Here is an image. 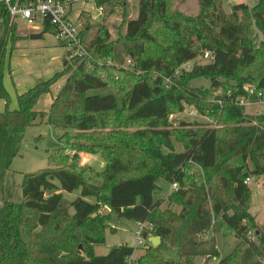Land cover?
Here are the masks:
<instances>
[{"label":"trees","instance_id":"trees-1","mask_svg":"<svg viewBox=\"0 0 264 264\" xmlns=\"http://www.w3.org/2000/svg\"><path fill=\"white\" fill-rule=\"evenodd\" d=\"M226 1L198 0L199 12L191 15L173 8V0H138V16L128 18L116 38L109 25L92 26L87 16L81 36L89 55L18 94L16 108L4 77L21 37L0 4V100L6 124L27 127L51 121L53 114L64 117L61 147L50 155L49 167L24 175L22 201L6 200L0 182V264H131L136 247L122 244L97 255L95 246L115 229L114 215L130 213L121 210L127 201L116 204L115 192L158 177L171 178L178 188L168 207L152 203L141 215L149 225L142 235L159 236L161 242L149 243L136 264H196L199 256L218 258V264H264V224L250 212L252 192L245 182L250 175H264V110L246 113L228 97L253 84L264 100V0L253 6L235 3L229 10ZM95 4L111 13L125 10L127 0ZM44 30L54 32L48 21ZM202 46L216 53L215 61L196 62L175 76ZM128 59L133 68L125 69ZM65 75L49 110H37L41 96ZM165 78L171 79L169 87ZM198 78L209 79L210 87L194 86ZM107 87L113 93L88 94ZM218 89L223 104L212 99ZM186 104L217 123L231 124L174 122L171 115ZM69 149L76 153L67 154ZM81 151L101 154L104 169L81 164ZM76 190L75 199L65 196ZM106 208L109 213H103ZM216 233H233L239 243L221 256Z\"/></svg>","mask_w":264,"mask_h":264},{"label":"rangeland","instance_id":"rangeland-1","mask_svg":"<svg viewBox=\"0 0 264 264\" xmlns=\"http://www.w3.org/2000/svg\"><path fill=\"white\" fill-rule=\"evenodd\" d=\"M236 0H227L225 2V9L229 10L230 6ZM239 3L244 2L250 6L255 5L259 0H237ZM75 3V2H74ZM73 3V4H74ZM80 8H88L92 12H86L84 16H90L89 23L94 26L97 23H105L109 25L112 37L116 38L120 33L125 31V22L128 18H136L138 16V0H127L126 9L118 8L115 12H102L100 14L95 3L85 0H77L73 7L74 11ZM173 8H178L186 14L195 15L199 12L198 0H173ZM123 11L126 16H123ZM84 12V11H83ZM72 19H77L75 14H71ZM18 32L27 34L34 31L33 28L27 26L26 22L18 19ZM94 30V29H92ZM261 35H259L258 45H260ZM212 49L202 46L198 51V58L205 50ZM214 54H216L214 52ZM15 57V56H14ZM16 64V61L14 62ZM259 67V64H258ZM10 75V69L5 73V79ZM194 86L210 87V81L207 78H198L192 81ZM55 86V85H54ZM113 93L111 88L94 89L88 92L89 95H107ZM221 90H214L212 99L216 94H220ZM119 103L121 102L118 97ZM188 105V104H187ZM186 106V105H185ZM186 109V107H185ZM184 109L183 112L174 113L171 118L174 122L176 120H186L189 122L198 121L206 124H215V119L202 118L200 116H188ZM261 109L259 105H251L245 107L246 113H257ZM217 123V122H216ZM218 128L229 126L231 123H217ZM64 125V117L61 114H53L51 121H37L35 124L27 127L9 126L6 124V115L4 109L0 111V182L1 193L6 200L11 202H21L23 199L22 183L26 173L38 172L50 166V155L57 152L61 147L59 137L64 132L62 126ZM73 136L76 135L75 130H70ZM176 149L181 150L182 145L176 143ZM75 150H67V154L74 155ZM81 157V164L92 165L98 170L104 169V160L101 154H90L84 151L79 152ZM88 159V160H87ZM252 166V164H250ZM195 170L204 177L203 169L196 166ZM174 181L167 177H158L155 179H147L143 181H135L115 192L116 204H127L121 206V210L127 208L130 213L128 216L119 217L113 216L114 230L108 229L106 231V238L103 244L95 247L97 255H106L113 247L129 244L136 247V253L130 258L131 264H136V259L146 252L145 246L137 244V233L141 230L143 224H148L141 218L145 208L152 203L160 202L161 208L169 206V195L173 189ZM139 184V185H137ZM249 187L252 192V206L251 213L264 224V175L258 177L256 180L249 182ZM80 195V190L73 193H65V196L72 200ZM131 199V201H130ZM93 200V199H90ZM137 204L138 208H134L132 204ZM171 205V204H170ZM174 209H180L176 205H171ZM103 213H109V209H104ZM211 234V233H210ZM254 237V236H253ZM218 247L222 256L228 255L239 243V239L232 233L224 236L222 233L217 235ZM218 258H207L204 256L197 257L196 264H217Z\"/></svg>","mask_w":264,"mask_h":264},{"label":"built area","instance_id":"built-area-1","mask_svg":"<svg viewBox=\"0 0 264 264\" xmlns=\"http://www.w3.org/2000/svg\"><path fill=\"white\" fill-rule=\"evenodd\" d=\"M72 0H36V1H23V0H0V4H4L8 10L10 19L12 22H16L18 19H22L30 28L39 29L43 27L45 21H48L54 29V34L59 42L67 49V58L72 60L75 58H86L89 55L88 44L83 41L81 31L84 26V22L80 19H72L70 16V8L73 4ZM95 3V0H85ZM98 8V7H97ZM103 12V7L98 8ZM215 54L211 50H205L196 59L188 60L175 70V76L179 77L185 70H189L196 63H210L215 61ZM132 61L128 59L127 66H123L125 69L133 68ZM165 83L169 87L171 85V79L165 78ZM261 92H256V87L253 84L244 85V94L233 96L228 93V97L238 106L248 107L251 105H259L261 109L257 113H262L264 110V100L261 98ZM213 100L219 104H223V99L216 94ZM186 113L188 116H200L208 118L197 110L192 105L186 104ZM214 127L219 125L215 122L212 123ZM75 154V153H74ZM255 175H250L246 178L245 182L249 184L250 181L255 180ZM178 184L173 183V189H177ZM144 227H149L148 224H143L141 230L137 233V244L145 246L151 243L149 238L142 235Z\"/></svg>","mask_w":264,"mask_h":264},{"label":"crops","instance_id":"crops-1","mask_svg":"<svg viewBox=\"0 0 264 264\" xmlns=\"http://www.w3.org/2000/svg\"><path fill=\"white\" fill-rule=\"evenodd\" d=\"M76 2L71 5L70 16L71 14H75L77 19H80L85 24L86 19L88 18L85 17L84 15L86 14V12H92V11L89 10L88 8H81V10L79 8L78 10L74 11L73 7L76 5ZM235 3H239V2L236 0ZM15 23L17 27L16 33L21 38H19L16 41L15 48L11 53L10 75L7 76L6 79L4 78V85L11 95V108L17 107L18 94L27 91L29 88L33 87L37 83L47 80L50 77H52L54 74L63 71L65 66L69 62L67 58V49L59 42L53 31L47 32L44 30V26L43 27L41 26L39 29L33 28L34 31H31L27 34H21L18 32V22L16 21ZM42 32L43 35L40 38L31 37L32 34H39ZM15 61L16 64H14ZM66 78L67 75L61 77L54 84L55 86L53 85L50 92L45 93L41 96L36 106L37 110L39 111L49 110L54 98L57 96L61 87L64 85ZM3 109L5 113V102L4 100L1 99L0 111H2ZM258 177L259 178L263 177V175L256 176V180L258 179ZM256 220L259 224L262 225V223L257 219V217ZM218 234L219 233L214 234L217 242V246H218V241H217ZM95 253L97 254V251H95ZM218 262L219 259L217 261V264Z\"/></svg>","mask_w":264,"mask_h":264},{"label":"water","instance_id":"water-1","mask_svg":"<svg viewBox=\"0 0 264 264\" xmlns=\"http://www.w3.org/2000/svg\"><path fill=\"white\" fill-rule=\"evenodd\" d=\"M42 35H43V32L39 33V34H32L31 37L32 38H40V37H42ZM149 241L152 243V245L157 246L160 244L161 239L159 236H150Z\"/></svg>","mask_w":264,"mask_h":264}]
</instances>
